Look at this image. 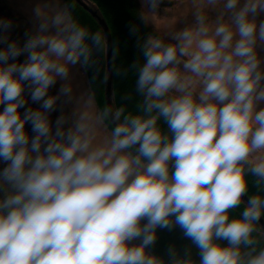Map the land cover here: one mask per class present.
I'll use <instances>...</instances> for the list:
<instances>
[{"label":"clouds","instance_id":"1","mask_svg":"<svg viewBox=\"0 0 264 264\" xmlns=\"http://www.w3.org/2000/svg\"><path fill=\"white\" fill-rule=\"evenodd\" d=\"M164 3L130 63L74 0L0 18V264H264V0Z\"/></svg>","mask_w":264,"mask_h":264},{"label":"trees","instance_id":"2","mask_svg":"<svg viewBox=\"0 0 264 264\" xmlns=\"http://www.w3.org/2000/svg\"><path fill=\"white\" fill-rule=\"evenodd\" d=\"M74 3L75 12L82 23L90 24L94 28L96 26L102 27L98 21V17L103 19L111 33L110 38L120 42L122 57L128 63L131 62L135 54V37L129 35L128 26L130 24L137 25L141 35L151 32L149 26H145L140 20V9L137 0H74ZM89 10L95 14L92 15ZM2 16L0 18H12L9 13H3ZM128 83V81L123 82L121 88H125ZM157 236V243L152 251L157 255L163 256L165 260H167L166 250L169 245H174L178 250L182 251L186 245L191 244L190 241L183 237L179 228H175L171 232L158 229ZM193 254L195 256L194 248ZM195 258L198 259V257Z\"/></svg>","mask_w":264,"mask_h":264},{"label":"rangeland","instance_id":"3","mask_svg":"<svg viewBox=\"0 0 264 264\" xmlns=\"http://www.w3.org/2000/svg\"><path fill=\"white\" fill-rule=\"evenodd\" d=\"M139 9L142 11V4L141 0H137ZM38 0H0V17L3 13H9L12 16L11 20L14 23V27L10 32V37L15 39H20L21 42L24 38V32L31 30L34 26V16H33V9L37 5ZM61 3H64V0H61ZM191 5L186 4H178L177 0H165V3L161 6L159 10V16L162 19L168 18L175 15H179L180 13L184 12L186 8H190ZM165 8L170 9L171 11H165ZM3 17V16H2ZM261 18H264L262 16ZM150 30L153 31V27L151 24L148 25ZM182 25H177L180 27ZM23 59V58H21ZM78 81H82L83 77L77 76ZM59 84L57 85V87ZM56 89H51V92H55ZM35 107V105H33ZM2 105H0V110H2ZM57 113L52 114V119H55ZM26 125V129H27Z\"/></svg>","mask_w":264,"mask_h":264},{"label":"water","instance_id":"4","mask_svg":"<svg viewBox=\"0 0 264 264\" xmlns=\"http://www.w3.org/2000/svg\"><path fill=\"white\" fill-rule=\"evenodd\" d=\"M82 4H83V3H82ZM89 11H90V13H91L92 15L95 14L93 11H91V10H89ZM98 21L100 22V24L102 25V27L105 29V31H109V30H108V27L106 26V24H105V22L103 21V19H101V18L98 17ZM109 39L111 40L110 37H109ZM106 95H107V97H108L109 99L111 98V82H109V84H108L107 87H106Z\"/></svg>","mask_w":264,"mask_h":264}]
</instances>
